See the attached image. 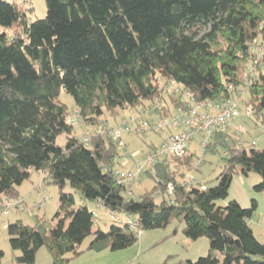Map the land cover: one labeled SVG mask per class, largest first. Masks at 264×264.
<instances>
[{"label": "trees", "instance_id": "16d2710c", "mask_svg": "<svg viewBox=\"0 0 264 264\" xmlns=\"http://www.w3.org/2000/svg\"><path fill=\"white\" fill-rule=\"evenodd\" d=\"M19 3L0 0V199H22L19 187L43 173V190L59 189V208L51 220L36 215L33 225H8L11 248L21 253L18 263L34 264L42 248L52 264L126 250L141 236L126 216L142 232L177 221L186 238L209 240L206 256L174 261L177 255H170L162 264H264V243L250 226L257 202L250 208L236 200L218 204L228 199L237 173L258 174L262 181L255 189L264 191V149L238 141L231 127L215 132L202 153L223 151L215 185L193 173L183 182L200 167L188 146L182 157L166 155L143 168L140 178L154 185L135 197L133 185L115 177L120 147L111 135L125 111L154 108L160 117H173L190 110L187 93L197 104L238 99L245 91L243 104L253 108L248 118L263 133L264 55L252 46L258 40L264 47V0H45L46 17L33 22L27 15L33 9ZM172 82L181 90L166 98ZM62 92L74 98L77 120L97 128L87 141L86 134L75 136ZM61 135L67 137L64 147L57 144ZM160 145L151 144L148 156ZM99 212L120 214V222L104 231Z\"/></svg>", "mask_w": 264, "mask_h": 264}, {"label": "rangeland", "instance_id": "374dc122", "mask_svg": "<svg viewBox=\"0 0 264 264\" xmlns=\"http://www.w3.org/2000/svg\"><path fill=\"white\" fill-rule=\"evenodd\" d=\"M19 4L24 3L20 2ZM24 6L27 11L29 8L33 9L32 12H27L31 22L38 19H44L47 15L45 0H30V3H26ZM162 85H164V82H162ZM175 88L176 87L172 85H166V90L168 89V91L165 93L166 98L168 97L169 93L175 90ZM60 101L66 104L73 114L70 118V121L75 124V136L80 137L85 135L89 129H86L76 118L77 116L75 114H77V111L74 98L62 92ZM240 106L242 111L241 116L233 121L229 132L230 135L236 136L238 141H243L247 146H253L257 150L264 149V132L262 133V130L257 128L248 118L245 113L244 104ZM136 114L137 112L134 111H125L121 114L122 119H120V122ZM109 123L112 126L115 122L111 120ZM202 139L203 138L201 135H195L191 144L189 145V151L197 155L194 165L200 164L199 170L188 172L186 174V179L183 182L190 181L189 178H191V174L193 173L196 179L202 181L203 183H208L209 186H212L216 184V178L224 168V161L222 160L223 151L219 150V153L215 155L209 153L202 155ZM123 140L126 143V147L119 148V164L117 168L121 170H128L132 174H135L136 170L140 167L145 168V170L150 168L151 166H145L146 159L150 153V145H159L161 142L160 137L151 133H148L145 136H140L138 134H126L123 136ZM66 141V135H61L57 139V144L61 147H64ZM171 164L172 167L178 165L176 161H171ZM36 174L37 173H34L32 177V183L31 181H26L24 183V189L28 190V192L33 191V188H31L33 183L35 185L38 184V181H36L38 179ZM261 181V177L256 173H250L248 176H244L240 173L235 174L229 191L228 199L219 201L218 204L220 206H226L229 201L236 200L243 208H250L254 201H256L257 210L253 220L250 221V226L253 229L256 238L261 243H264V191H257L255 189V187L260 184ZM153 185V181L142 174L141 178L136 181V185L133 186L134 196L138 197L145 192L150 191L153 188ZM44 190L45 196L47 198L46 201L43 200V197L39 194L40 192L34 194L32 197L27 199L28 208L22 212L12 211L11 217L0 223V252L3 253L2 258L0 259V264H19L17 258L21 253L19 251H14L11 248L10 236L7 230L8 225L13 222L11 219L13 218V215L14 217L16 216L18 220L22 219L23 223L27 225H33L34 217L36 215L52 219L57 213L59 208L58 187L55 185H46ZM65 191L72 192V189L68 186ZM76 200L77 202H80L78 194L76 195ZM36 204H41V208L34 211L31 208H33V206ZM88 207L92 209L93 205L89 203ZM9 221L11 223H9ZM98 222L104 231H108L112 223L103 212H99ZM177 227H180L178 229L179 233L174 236V231L177 229ZM183 227V224L180 225L177 221H173L172 225H170L167 229L144 231L140 236L139 242L127 248L126 252L123 254L125 257H130L129 259H131L134 264H162L168 256L174 254L177 255L174 261H195L199 257L206 256L210 248L209 240L205 237L195 241L190 240L183 235ZM90 241L91 238L85 240L80 249L86 250L90 244ZM34 264H51L49 255L44 248L39 251Z\"/></svg>", "mask_w": 264, "mask_h": 264}, {"label": "built area", "instance_id": "2783aa9c", "mask_svg": "<svg viewBox=\"0 0 264 264\" xmlns=\"http://www.w3.org/2000/svg\"><path fill=\"white\" fill-rule=\"evenodd\" d=\"M16 3L24 2L28 3V0H14ZM252 52L258 54L260 57L264 55V47L260 46L258 40L253 43ZM170 85L176 87L173 92H180L181 87L172 82ZM246 92V91H245ZM243 92L241 97L238 99H221L218 102H202L195 104L190 98L189 93L185 94L187 100L192 104L190 110L182 111L177 110V113L173 117H160L155 113V109L152 108L149 111L142 110L136 115L124 119L113 128L112 137L121 148L126 147V143L123 140V136L141 134V133H151L159 134L168 129L174 131L173 134L167 136V139L163 141L159 149L155 154L147 157L145 165L152 166L157 158L163 156L171 157H182L186 154L189 144L192 142L195 135L205 134L206 137L201 142L202 153L205 151L209 139L215 132L225 133L231 127L234 120L241 116V106L244 103L246 93ZM161 108V106L159 107ZM245 113L247 116L253 114V108L250 105L245 106ZM77 118V117H76ZM73 123V122H72ZM184 129L186 131H179ZM97 133V128H92L84 136V140L87 141L89 136ZM143 167L136 170L135 174H132L128 170L116 169L115 177L121 182V184L126 185H136L137 179L140 178V173ZM190 181L193 177L189 178ZM41 193H44L42 187H39ZM169 193L171 194L174 190L173 186L168 187ZM173 203V200L170 201ZM40 205H34V211L40 208ZM28 208L22 199H0V223H2L4 217L10 212H22ZM97 212L94 215L97 217ZM108 219L112 223H119L120 214L107 215ZM125 221L129 223L131 228L135 230L139 235L142 234L141 230L135 229L134 221L125 216Z\"/></svg>", "mask_w": 264, "mask_h": 264}, {"label": "crops", "instance_id": "0c3cea01", "mask_svg": "<svg viewBox=\"0 0 264 264\" xmlns=\"http://www.w3.org/2000/svg\"><path fill=\"white\" fill-rule=\"evenodd\" d=\"M120 119H122V118H119L118 123L120 122ZM239 129H241V128H239ZM173 133H174V131L172 129L165 131L160 138L161 142H162L163 138H166L167 136H169ZM33 175H32V177H33ZM36 175L38 177V179L36 180V181H38V184H37L38 186L33 183V186L31 187V188H33L32 192H28V190L24 189V187H25L24 183L25 182L19 187L20 197L25 201L26 204H27V199L32 197L34 194L39 193L40 192V191H38V190H40L39 187H41L43 185L45 175L43 173H41V174L37 173ZM32 177L30 180H28V181H31V183H32V179H33ZM132 192H133V189H132ZM39 194L43 197L44 201L47 200V198L45 196V190H44V193L40 192ZM133 194H134V192H133ZM10 217H11V212L4 217L3 221L5 219H9ZM43 218L48 220V218H46V217H43ZM11 219L13 220V222L18 220V218H16V216L14 217V215H13V218H11ZM9 223H11V222L9 221ZM93 230H95V228ZM125 252H126V250L118 251V252L103 251L101 253L87 252V253L83 254L82 256H80L79 258L73 260L70 264H126L127 262L131 261V259H129L130 257H128V256H126V257L124 256L123 253H125ZM38 254H39V252H38ZM49 258L51 261L50 256H49ZM51 264H52V261H51Z\"/></svg>", "mask_w": 264, "mask_h": 264}]
</instances>
